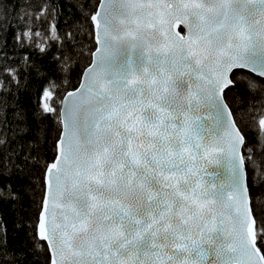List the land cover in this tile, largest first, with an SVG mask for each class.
<instances>
[{"label":"water","instance_id":"water-1","mask_svg":"<svg viewBox=\"0 0 264 264\" xmlns=\"http://www.w3.org/2000/svg\"><path fill=\"white\" fill-rule=\"evenodd\" d=\"M92 25L45 172L49 264H264L223 98L264 79V0H100Z\"/></svg>","mask_w":264,"mask_h":264},{"label":"trees","instance_id":"trees-1","mask_svg":"<svg viewBox=\"0 0 264 264\" xmlns=\"http://www.w3.org/2000/svg\"><path fill=\"white\" fill-rule=\"evenodd\" d=\"M99 1L0 0V264L50 262L37 235L45 172L56 157L61 99L78 86L96 47L92 15ZM230 80L223 98L244 139L264 258V79L237 70Z\"/></svg>","mask_w":264,"mask_h":264}]
</instances>
